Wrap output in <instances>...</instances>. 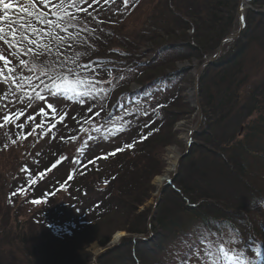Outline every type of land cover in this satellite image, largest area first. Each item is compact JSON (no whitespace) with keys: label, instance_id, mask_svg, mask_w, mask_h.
Listing matches in <instances>:
<instances>
[{"label":"trees","instance_id":"obj_1","mask_svg":"<svg viewBox=\"0 0 264 264\" xmlns=\"http://www.w3.org/2000/svg\"><path fill=\"white\" fill-rule=\"evenodd\" d=\"M112 1L91 0L87 13H78L74 29L88 43L61 50L62 55L81 53L79 63L88 66L82 75L111 82L101 96V116L82 104L78 120L69 125L72 136L77 138L81 129L88 133L92 124L105 126L150 95L159 98L128 135L122 128L92 138L71 171L62 173L64 166L55 165L68 141L61 134L50 142L44 164L46 169L55 165L52 172L58 178L53 184L41 183L45 170L40 174L32 168L25 174L19 166L22 144L37 141L40 125H48L36 119L20 127L34 114L27 111L33 99L25 97L26 108L18 104L11 110L14 119L9 123L1 118L0 172L9 175L0 177V248H15L24 264H92L87 246H105L112 235L125 232L127 236L97 264H187L184 242L195 248L199 230L211 228L226 230V241L264 251V232L253 218L264 209V0H246L240 36L200 71L201 125L179 161L178 176L167 192L169 202L163 205L161 200L150 222L149 241L142 238L149 237L152 207L144 204L155 191L151 182L164 170L163 154L175 144L176 124L192 112L184 99L185 86L193 84L187 67L213 57L220 42L235 32L238 0H131L118 13L115 9L122 3ZM13 11L16 15L10 11V18L23 16ZM0 54L18 64L3 43ZM260 65L263 69L253 82V71ZM0 82L6 84L3 77ZM131 84L139 89L130 91ZM50 133L43 132L45 138ZM99 150L107 155L104 168L82 171ZM17 168L15 177L21 175L22 181L10 180ZM6 264L13 262L6 257Z\"/></svg>","mask_w":264,"mask_h":264},{"label":"rangeland","instance_id":"obj_2","mask_svg":"<svg viewBox=\"0 0 264 264\" xmlns=\"http://www.w3.org/2000/svg\"><path fill=\"white\" fill-rule=\"evenodd\" d=\"M118 1L120 3H122V5L118 6L119 9L118 8L115 9V11L117 13H118V10H122L125 6L124 0H118ZM130 1L131 0H128V3ZM239 1L241 3L242 12L243 11L245 12V10L248 8L247 1L246 0H238V4H239ZM10 2H12V0H10ZM16 2L18 3L19 0H16ZM115 2H116V0L112 1V4ZM11 12L13 13L14 16L16 15V13L13 10H11ZM14 16L10 19L16 20V17H14ZM236 16H237V9H236ZM21 22L24 23V22H26V20H22ZM6 23H7L6 21H0V26H5ZM238 31H239V25L237 26V29H235V33L233 32L232 34H236ZM241 32H240V34H241ZM240 34H239V36H240ZM210 59L206 60L205 62H208ZM15 64H17V63H15ZM202 65H197L196 63H194V64L190 65L189 67H187L188 69H191L190 75H192V77H193V81H191L193 84L190 87L185 86V84H184V86L186 87V91L184 93V95H185L184 99L186 100L185 102L192 109V112L188 111L189 114L176 124V126L174 128V133L176 136L175 137V139H176L175 144L168 147L166 149L165 153L163 154L164 170L160 176L155 177L151 182L155 188V191L153 192L151 198H149V200L145 202L144 207H152V209H153V207L155 205V200H156V192H157V190H159L160 187H161V192H160V198L158 201V206L156 208V212H155L154 216L150 215V218L148 219V222H147L148 223L147 231L149 232L148 233L149 237L148 238H142L143 240L145 239V240L149 241L150 239L153 238V234L151 233V230L149 228L150 222L153 221L155 215L157 214L158 208L161 204L160 203L161 200L164 202L163 205L165 204V200H166V202H169V198L171 196L169 194H167V192L169 191L170 187L172 188L173 184L175 183L176 177L178 176L179 161H180L181 156L185 152L186 142L189 138L190 133L192 132L196 123L198 122L199 114L196 111V105L198 103L200 106V101H201L200 95L198 93V78H199L200 71L205 68V67L202 68ZM0 66H1V69H3V66L1 65V63H0ZM262 69H263V65H260L257 68V70L253 71V76L251 78V81L255 82V80H257V78L260 74V70H262ZM24 75H29V73H27V71H25ZM91 78H93L94 80L97 81V88L105 90V91L98 92L97 96L93 99L84 98L85 103H86L84 106L88 109L90 107H93L94 109L90 113L95 114L97 111H100V101L102 98L101 96H104L108 87L110 88L109 84L111 82H110V80H105V79L99 80V79H96L94 77H91ZM187 78L188 77L186 76V80H187ZM0 85L3 86V88L0 90V119L3 118V115L10 114L11 110H14L17 107H20L18 104L23 105L25 108L27 107L28 104L24 103L25 99L20 100L18 98L20 96L19 93H17L16 96H13L11 94L9 89L12 86L9 83L4 84V83L0 82ZM129 89H130V91L135 92L139 89V87L136 86L135 84H131ZM244 91L245 90L242 91V96L244 95ZM46 95L47 96L45 98H43L42 100H34L33 99V102L31 105H29V107H28L29 109L27 108L28 109L27 111L29 113H34V114L28 118L29 121H27L26 118L24 119V121H21L20 127H21V125H22L21 128H25L26 126L33 125L34 123H36V121H35L36 119H37V121L44 120V124H48V125L47 126L40 125L41 129L39 130L40 134L37 137V141L32 142L31 140H29L28 146H27V142H25L26 144H22V146H21L22 151L20 150L18 153L19 160L23 159V161L21 163H19V166H20V164H22L21 169L25 172V174L28 173L29 170L31 171L32 168L35 169L36 172L40 173V174L42 173V171H44V170L46 171L45 175L40 176V177H44L43 178L44 182H41V183H43V185L45 183L53 184L54 182L57 181L58 176H56V175L54 176V174L52 172V169L54 168L55 165L56 166H60V165L64 166L60 170L62 173H65L66 171H71L77 165L78 160H79L80 151H82L83 147L86 144L90 143L92 138H97L99 136H104L106 134L104 132L95 133V132H91V131H89L87 133V130H86V131H82L81 134L77 138L73 137L72 135H73L74 131L71 132L69 125L72 123L73 124L76 123V121L78 120L79 115H78L77 109L82 104L77 99H69V96H65V95L60 94V93H58L56 96H52L50 93H46ZM159 95L160 94L150 95V96L144 98L143 100L136 102L132 106H129L127 109L120 112V114L114 116V118L112 120L116 121V125L119 129L124 128L126 135H128L130 130L133 127L138 125L137 124L138 121L143 116H145L148 111L152 110L153 103L156 100V98H159ZM242 98H244V97H241V99ZM242 103H243V101H242ZM200 109H201V107H200ZM118 118H122V119H118ZM201 120H202V112H201ZM200 125H201V121H200ZM109 127H111L110 122H108L105 126H103V128H109ZM199 128H200V126H199ZM199 128L197 129V131L199 130ZM46 131H50L52 133L48 134L50 136L45 138L43 132H46ZM112 132H114V131H112ZM5 134H7L6 137H10L11 131L7 129ZM53 134H55V135L53 136ZM61 134L65 137L66 141H68V142L65 143V148H63L61 150L62 155L58 158V162L53 167H51V169H46L45 168L46 165L44 163H46V161H48L46 159L48 157H50L49 153H47V149L50 146V142L54 141ZM36 136L37 135H35V137L32 140H36ZM89 137H91V139H89ZM171 149H174L176 151L175 153L177 154V159L175 161V165H174L173 169H171L170 171H167V169H168V155H169V152ZM188 150H189V148H188ZM188 150H187V152H188ZM30 151H31V154H29ZM187 152H186V154H187ZM103 157H107L105 151H102V150L97 151L94 155V159L89 161L81 170L85 171L88 169L104 168V166L106 165V162H107V158L104 159ZM25 164H27L26 169H24ZM176 165H177V169L175 170ZM54 171H57V170H54ZM18 172H19L18 168L14 169V172H13L10 180L11 179L14 180V178H15L18 181H22V178H20L21 175L18 176V179H17V177H15V175ZM61 172H59V173H61ZM8 175H9V172H6V171L0 172V177L2 180L6 179V176H8ZM163 175H166L164 182L166 180L167 181L171 180V183H169L168 185H166L164 187H162V185L156 184V179L159 177H162ZM1 185H3V181L0 183V186ZM253 218L255 219L258 227L262 230V232H264V209H262V208L258 209L254 213ZM215 231H217V238H213V239H219L220 243L225 242L226 237H228L227 231L226 230L223 232L220 230H215ZM123 235H124V237L127 236L125 232H118V233L112 235L110 240L107 242V244L105 246H99L97 243H92L89 246H87V248H86L87 252H89L93 257L92 264L94 263V258H95V264H97V259L99 257H101L105 253H107V252L113 250L115 247H117V245L120 243L121 239L124 238V237H122ZM115 239H117V240H115ZM193 241H194V238H193L192 242ZM227 245H231L232 248L233 247L235 248V246H236V244L235 245L227 244ZM196 246L197 245L195 243V247ZM241 250L244 253H246L248 257L251 258V264H264V251H261V250L259 251L256 248V246H251V245L245 246V247L242 246ZM6 257L9 258L13 262V264H24V259H23L22 255H20V253H18L15 248L8 250L6 248V245H4L2 248H0V263L6 264ZM196 261H197V258L195 256V252H193L190 264H195ZM201 264H204V262L201 261Z\"/></svg>","mask_w":264,"mask_h":264},{"label":"snow or ice","instance_id":"obj_3","mask_svg":"<svg viewBox=\"0 0 264 264\" xmlns=\"http://www.w3.org/2000/svg\"><path fill=\"white\" fill-rule=\"evenodd\" d=\"M90 3L91 0H87V4L85 0H39L44 9L41 10L36 0H19L17 4L10 0H0V12L3 13L0 21L7 22L5 26H0V43L11 49L18 61V64H14L0 54V61L4 66L0 69V77L12 86L9 91L13 96L19 93L20 100L27 97L31 101L42 100L43 93H50L52 96L60 93L83 104L84 98L93 99L98 92L105 91L97 88L96 80L82 75V71L88 66L79 63L81 58L79 51H75L73 55H67L66 52L62 55L61 51L88 43L87 40H82L80 33L74 29L77 28L80 19L78 13L81 11L87 13V5ZM124 4L127 6L128 0H124ZM14 8L24 15H18L16 20L10 19L9 13ZM22 20L26 22L22 23ZM37 25L45 27L40 28ZM27 56H32L33 59L23 58ZM25 71L29 75H24ZM89 111L93 109L89 108ZM102 111V108L97 111L96 116H101ZM13 119L10 114L3 115L5 124ZM110 123L109 128L92 124L89 131L95 133L119 131L116 121L112 120ZM110 155H115V152ZM32 202L39 203L36 200ZM213 238H217V231L201 228L197 233L195 248L187 240L184 242L185 247L189 249L185 256L188 264L191 262L192 252H195L198 261H206V264H221V261L223 264H246L243 251L238 253L234 247L231 249L225 247L227 244L234 245L237 241L220 243L219 239ZM181 264H184V261Z\"/></svg>","mask_w":264,"mask_h":264},{"label":"water","instance_id":"obj_4","mask_svg":"<svg viewBox=\"0 0 264 264\" xmlns=\"http://www.w3.org/2000/svg\"><path fill=\"white\" fill-rule=\"evenodd\" d=\"M237 16H238V20H239V31H238L236 34H231V35L227 36L225 39H223V40L221 41V43H220V45H219V47H218V49H217L215 55H214V56H213L208 62H205V63L202 65V68H203V67H206L207 65H209V64L213 63L214 61H216L217 58H218V56L220 55V53H221V51H222L224 45H225L226 43H228V42H231V41L236 40V39L238 38L240 32L243 30V27H244V24H243V12H242V8H241V3H240V1H239V4H238V7H237ZM195 88H196V87H195ZM196 111H197V113L199 114V119H198V122L196 123L194 129L192 130V132H191L190 135H189V138H188V140H187V142H186L185 152H184V154L181 156L180 159H182V158L185 156V154H186V152H187V150H188V148H189V146H190V142H191V140L193 139L194 134L196 133L197 129H198L199 126H200V121H201V109H200V106H199L198 103H197V105H196ZM176 169H177V165L175 166V170H176ZM169 183H171V180H169V181L166 180V181H165L164 183H162L161 185H162V187H164V186L168 185ZM160 192H161V187H160L159 190H157V192H156L155 205H154V207H153V209H152L151 216H154V214H155V212H156V208H157V206H158V201H159V198H160ZM148 233H149V232H148ZM122 237H124V235H123ZM122 237H121V238H122ZM93 264H95V258H94V263H93Z\"/></svg>","mask_w":264,"mask_h":264},{"label":"bare ground","instance_id":"obj_5","mask_svg":"<svg viewBox=\"0 0 264 264\" xmlns=\"http://www.w3.org/2000/svg\"><path fill=\"white\" fill-rule=\"evenodd\" d=\"M175 152L176 151L174 149H171L170 152H169V155H168V169H167V171H170L171 169H173V167L175 165V161L177 159V154ZM165 178H166V175H163L162 177L157 178L156 179V184L157 185H161L164 182ZM115 240H117V239H115Z\"/></svg>","mask_w":264,"mask_h":264},{"label":"clouds","instance_id":"obj_6","mask_svg":"<svg viewBox=\"0 0 264 264\" xmlns=\"http://www.w3.org/2000/svg\"><path fill=\"white\" fill-rule=\"evenodd\" d=\"M225 247L228 248V249L232 248L231 245H226ZM235 249H236V251H237L238 253L242 251L240 245H236V246H235ZM216 259H220V258H219V257H216ZM244 260H245L246 264H250V262H251V258L248 257L246 253H244ZM195 264H201V261H198V260H197V261L195 262ZM204 264H206V261L204 262ZM221 264H223V261H221Z\"/></svg>","mask_w":264,"mask_h":264}]
</instances>
